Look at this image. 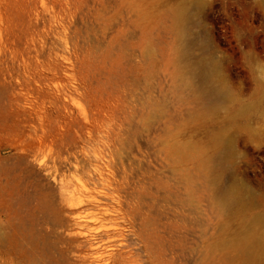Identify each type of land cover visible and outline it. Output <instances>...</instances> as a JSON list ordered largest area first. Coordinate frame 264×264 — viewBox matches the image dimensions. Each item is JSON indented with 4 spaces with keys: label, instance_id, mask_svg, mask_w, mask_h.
Returning <instances> with one entry per match:
<instances>
[{
    "label": "rangeland",
    "instance_id": "374dc122",
    "mask_svg": "<svg viewBox=\"0 0 264 264\" xmlns=\"http://www.w3.org/2000/svg\"><path fill=\"white\" fill-rule=\"evenodd\" d=\"M0 264H264V0H0Z\"/></svg>",
    "mask_w": 264,
    "mask_h": 264
},
{
    "label": "bare ground",
    "instance_id": "6f19581e",
    "mask_svg": "<svg viewBox=\"0 0 264 264\" xmlns=\"http://www.w3.org/2000/svg\"><path fill=\"white\" fill-rule=\"evenodd\" d=\"M196 75H197V77H199V78H201L202 80L205 78V74H204V70L203 69H198L197 71H196ZM214 94V90L213 89H208L206 92H205V95H207V96H211V95H213ZM217 142V141H216ZM216 145V152H217V156H219V154H220V152H222V150H223V145L222 144H215ZM110 150V149H109ZM60 155V154H59ZM112 155V154H111ZM64 158V157H63ZM117 158V157H116ZM112 159V158H111ZM114 159V158H113ZM117 160V159H116ZM65 160H63V162H64ZM67 161V160H66ZM60 162V161H59ZM66 163V162H65ZM74 164V163H73ZM56 165V164H55ZM54 165V166H55ZM60 167H61V165H60ZM77 167V166H76ZM59 169V168H58ZM77 169V168H76ZM79 169V168H78ZM54 170V169H53ZM67 170H68V168H67ZM66 170V171H67ZM49 171H51V170H49ZM52 173V172H51ZM49 174V173H48ZM55 174V173H54ZM61 174H62V172H61ZM52 175V174H51ZM65 175V174H64ZM59 176V175H58ZM101 176V175H100ZM61 178H62V175H61ZM104 178V177H103ZM102 178V179H103ZM121 178H122V176H121ZM109 179V178H108ZM62 180V179H61ZM64 180H65V178H64ZM61 182H63V181H61ZM48 183V182H47ZM108 183V182H107ZM129 183V182H128ZM45 187V186H44ZM120 187H121V185H120ZM104 188V187H103ZM133 188V187H132ZM142 188V187H141ZM120 189V188H119ZM50 190H51V188H50ZM95 190V189H94ZM113 191H116V192H118V190L115 188H113L112 189ZM41 191H43V190H41ZM47 191V190H46ZM68 191V190H67ZM125 191H126V189H125ZM74 192V191H73ZM127 192V191H126ZM121 193V192H120ZM129 193V192H128ZM135 193V192H134ZM133 193V194H134ZM67 194H68V192H67ZM131 194H132V192H131ZM49 195V194H48ZM90 195V194H89ZM104 195H105V193H104ZM108 195V194H107ZM122 195V194H121ZM135 195H138V194H135ZM52 196V195H51ZM47 197V196H46ZM107 197H109V196H107ZM126 197H128V196H126ZM40 198V197H39ZM53 198V197H52ZM143 198V197H142ZM41 199V198H40ZM40 199H39V202L38 203H40ZM47 199H48V197H47ZM49 199H50V197H49ZM54 199H55V197H54ZM54 199H53V201H54ZM67 199V198H66ZM65 199V200H66ZM124 199H125V197H124ZM137 199V198H136ZM56 200V199H55ZM77 200V199H76ZM142 200V199H141ZM47 201V200H46ZM130 201V200H129ZM139 201V200H138ZM239 201V197H238V195H236V194H232V195H230L229 196V198H228V200H227V205L228 206H232V205H234V204H236L237 202ZM42 202V201H41ZM85 202V201H84ZM119 202V201H118ZM140 203H141V201H139ZM47 203V202H46ZM51 203V202H50ZM99 203V202H98ZM87 204V203H86ZM133 204V203H132ZM55 205V204H54ZM58 205V204H57ZM123 205V204H122ZM121 205V206H122ZM120 206V205H119ZM138 206V205H137ZM47 207V206H46ZM41 208V207H40ZM47 208H49V207H47ZM91 208V207H90ZM121 208V207H120ZM137 208V207H136ZM135 209V208H134ZM42 211V210H41ZM40 211V212H41ZM52 211V210H51ZM40 212H39V214H40ZM43 212V211H42ZM59 212H60V210H59ZM107 212V211H106ZM106 212H103V213H101V212H98L97 214H93L92 215V219L94 220V221H97L98 220V224H100V227L101 228H104V225L103 224H110V223H113L112 222V219H110V218H108V215H109V213H106ZM127 212V211H126ZM125 212V213H126ZM65 213V212H64ZM67 213V212H66ZM69 213V212H68ZM67 213V214H68ZM124 213V214H125ZM136 213V212H135ZM44 214V213H43ZM7 215V214H6ZM27 215V214H26ZM40 215H42V214H40ZM47 214H45L44 216H46ZM58 215V214H57ZM126 215V214H125ZM31 216V215H30ZM65 216V215H64ZM63 216V217H64ZM69 216V215H68ZM50 217V216H49ZM44 218V217H43ZM66 218V217H65ZM45 219V218H44ZM7 220V219H6ZM57 220V219H56ZM65 220V219H64ZM67 220V219H66ZM55 221V220H54ZM4 222V221H3ZM9 223V222H8ZM60 223V222H59ZM66 223V222H65ZM68 223V222H67ZM80 223H81V221H80ZM70 224V223H69ZM61 226V225H60ZM69 226V225H68ZM88 226H89V224H88ZM3 227V226H2ZM63 227V226H62ZM63 229H65V228H63ZM2 232H4L3 230H2ZM70 233V232H69ZM66 236V235H65ZM71 236V235H70ZM5 237V236H4ZM45 237V236H44ZM66 238H68V237H66ZM3 239V238H2ZM1 239V240H2ZM5 239V238H4ZM64 241V240H63ZM255 242H256V238L254 237V236H252V235H250V234H245L239 241H238V245H237V249L238 250H240V252H242L244 255H245V263H252V262H254L256 259H257V254H254L253 253V249H252V247L255 245ZM69 246V245H68Z\"/></svg>",
    "mask_w": 264,
    "mask_h": 264
}]
</instances>
